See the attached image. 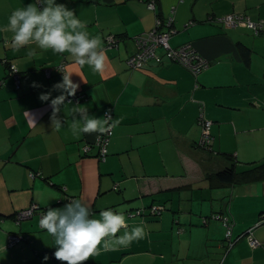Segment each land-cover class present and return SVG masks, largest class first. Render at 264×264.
I'll return each instance as SVG.
<instances>
[{"label":"crops","instance_id":"obj_1","mask_svg":"<svg viewBox=\"0 0 264 264\" xmlns=\"http://www.w3.org/2000/svg\"><path fill=\"white\" fill-rule=\"evenodd\" d=\"M148 1L55 0L101 38L108 57L102 74L80 68L67 53L36 48L29 57L35 45L14 51L11 33L0 32V264H61L39 213L70 199L85 203L92 218L107 209L122 211L127 230L142 226L146 232L129 247L102 252L86 264H264V179L219 185L213 176L232 162L237 172L264 162V34L254 35L244 23L216 21L230 13L264 20V0H154V10ZM35 2L0 0V28L13 10ZM156 16L172 18L164 25L172 31L170 47L190 44L208 62L205 69L194 74L165 58L137 69L127 65L137 50L134 38L153 29ZM61 72L73 73L84 95L72 105L86 106L96 118L108 110L120 120L104 159L94 145L82 152L97 133L72 135L67 100L59 113L63 127L51 125L50 101L39 96L60 94L52 86ZM200 118L210 121L209 148L199 145ZM151 204L164 209L127 217ZM33 206L31 217L15 219ZM215 213L232 221V236L241 235L227 248ZM248 228L258 245L246 240ZM12 233L23 239L6 247Z\"/></svg>","mask_w":264,"mask_h":264},{"label":"clouds","instance_id":"obj_2","mask_svg":"<svg viewBox=\"0 0 264 264\" xmlns=\"http://www.w3.org/2000/svg\"><path fill=\"white\" fill-rule=\"evenodd\" d=\"M0 32L11 33L9 43L14 51L35 45V48H29V57L36 55V48L51 50L53 54H69L77 66L83 68L87 65L93 73L102 74L106 70L108 57L101 38L90 35L86 24L77 18L74 11L55 0H36L35 3L16 8ZM18 71L13 66V72ZM61 73L62 80L52 86V90L60 94L51 98L50 91L39 96L42 102L50 101V122L57 131L64 125L59 115L61 106L65 105L66 100L72 105L68 97L75 96L79 87L71 80L73 73ZM25 114L32 117L31 123L35 124L33 116L29 112ZM69 115V130L75 137L91 133L105 134L120 124V120H113L108 112L102 118L89 115L88 108L78 102L72 105ZM39 226L54 238L56 250L53 256L61 264H86L91 257L119 247H129L146 235L142 226L127 230L122 211L107 209L99 213V218H92L90 208L79 199H73L62 208H48L41 214ZM121 229L125 231L117 235ZM47 259L45 256L44 260Z\"/></svg>","mask_w":264,"mask_h":264},{"label":"built area","instance_id":"obj_3","mask_svg":"<svg viewBox=\"0 0 264 264\" xmlns=\"http://www.w3.org/2000/svg\"><path fill=\"white\" fill-rule=\"evenodd\" d=\"M147 7L148 9L154 10L155 1L149 0L147 3ZM216 21L221 22L228 27H236L240 23H244L253 32L254 35L264 34V20L252 22L246 16L230 13L224 16L217 17ZM171 23H172L171 17L168 18L167 21H163L160 17L156 16L154 28L146 33L137 35L134 38L135 43L137 45V50L126 61L127 65L131 69L140 68L148 60H153L156 63H160L162 58L179 63L187 67L194 74L199 73L201 70L205 69L208 66V62L204 58H202L190 44H186L177 48L170 47L168 43V39L172 31L169 28L164 29V25L168 27L171 25ZM109 41L113 42L114 40L110 38ZM158 49L161 50L162 54L159 55L157 53ZM11 70L13 72V67H11ZM13 73L16 84L18 85L19 75L17 74V72H13ZM83 97L84 95L82 93L76 91L75 96L68 97V100L70 99L75 101ZM106 112H108L111 115V113L108 110L104 112V115ZM199 124L201 125L202 128L199 145L207 146L208 143L210 142V133H209L210 121L200 118ZM111 135H112V129H110L109 132L105 134L97 133L93 143L84 144V146L82 147V152L88 153L91 146L94 145L98 149L97 157L99 159H104L107 153V146ZM71 200L72 199H70V201ZM152 209L159 211L161 207L153 206ZM34 210H36V206L22 209L17 213H15V219L19 221L21 219L28 218L33 214ZM42 213L43 212L40 211L39 213L40 218ZM128 215L130 216V213ZM221 220L225 224L226 236L228 237L230 235V225L227 221V218L221 217ZM262 221H264V215L260 220V222ZM247 238L251 246H256L258 244L257 240L253 238L252 232L250 230L247 231ZM22 239L23 236L21 234L18 233L8 234L6 237V247H13L16 244L20 243Z\"/></svg>","mask_w":264,"mask_h":264},{"label":"trees","instance_id":"obj_4","mask_svg":"<svg viewBox=\"0 0 264 264\" xmlns=\"http://www.w3.org/2000/svg\"><path fill=\"white\" fill-rule=\"evenodd\" d=\"M157 51H161V50L158 49ZM210 144H211V135H210V142L208 143L207 146H204V147L209 148ZM87 154L88 153H84V155H87ZM213 176H214L216 183L219 185H227L230 183H234V182H236V180H241L244 182L253 181V180H262V179H264V162L257 164V165H253L252 167L245 169V170H241L239 172H237L235 170V163L232 162L228 166H226V167L218 170L217 172H215L213 174ZM153 206L161 207V209L159 211L153 210L152 209ZM163 209H164L163 205L151 204L147 208H137V209H133V210L129 211L127 213V217L131 218V217L144 216V215L155 216V215H159ZM129 213H130V216L128 215ZM263 215L264 214L261 215V217H260L261 219H262ZM221 217H223V216L219 213H215L212 215V218H216V219H221ZM224 218H226V217H224ZM261 219H259V220H261ZM227 221L230 225V235L228 237L226 236L225 224L222 221V223L225 227V238L228 240V243L224 245L225 248H227V245L235 242L236 239L240 238V236H241V235L240 236H232L233 223L229 219H227ZM262 222H264V221H262ZM248 230H250L252 232L251 228H248L247 231ZM247 231L245 232L246 233L245 238L248 241ZM253 238H255V237L253 236ZM248 243H249V241H248Z\"/></svg>","mask_w":264,"mask_h":264},{"label":"water","instance_id":"obj_5","mask_svg":"<svg viewBox=\"0 0 264 264\" xmlns=\"http://www.w3.org/2000/svg\"><path fill=\"white\" fill-rule=\"evenodd\" d=\"M32 216V215H31ZM31 216H29V217H31Z\"/></svg>","mask_w":264,"mask_h":264}]
</instances>
